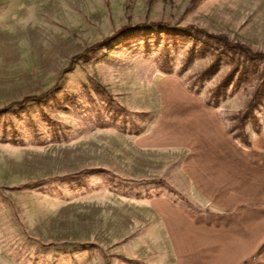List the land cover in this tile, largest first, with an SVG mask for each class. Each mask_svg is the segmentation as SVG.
Wrapping results in <instances>:
<instances>
[{
    "label": "rangeland",
    "instance_id": "374dc122",
    "mask_svg": "<svg viewBox=\"0 0 264 264\" xmlns=\"http://www.w3.org/2000/svg\"><path fill=\"white\" fill-rule=\"evenodd\" d=\"M148 21L164 24L82 57ZM208 33L264 53V0H0V264H171L153 201L192 204L185 151L144 137L158 142L166 104L193 94L243 143L264 81V57ZM237 62L245 76L225 82ZM255 114L248 147L264 98Z\"/></svg>",
    "mask_w": 264,
    "mask_h": 264
},
{
    "label": "crops",
    "instance_id": "0c3cea01",
    "mask_svg": "<svg viewBox=\"0 0 264 264\" xmlns=\"http://www.w3.org/2000/svg\"><path fill=\"white\" fill-rule=\"evenodd\" d=\"M177 99L156 122L158 142L144 137L185 151L181 173L192 204L153 201L171 264H264V131L248 147L216 108L193 94Z\"/></svg>",
    "mask_w": 264,
    "mask_h": 264
},
{
    "label": "trees",
    "instance_id": "16d2710c",
    "mask_svg": "<svg viewBox=\"0 0 264 264\" xmlns=\"http://www.w3.org/2000/svg\"><path fill=\"white\" fill-rule=\"evenodd\" d=\"M164 22L163 21H148V22H139L136 23L134 25L132 24H125L123 25L121 28H119L117 31L114 32V34L111 37H107L101 41L95 42V44L89 46L88 48H86V51L84 52V54L82 55V57H88L90 53H95L97 52L103 45L106 44L107 41L110 40V38H114L119 34H132L137 28H141L142 30H146V29H150V28H158L159 26L163 25ZM175 29H179V30H189V29H194L195 31H200L201 29L194 25V24H190L184 27H176ZM209 36L212 37H220L223 39L225 47L227 50H238L239 52L243 53V55H246L247 57L251 58V59H255V58H259V57H264V53L263 52H252L251 49L242 44V42L240 41H230L228 39L227 36L225 35H216V34H209ZM127 38V37H126ZM129 39V37H128ZM127 39V40H128ZM210 69H207V71H209ZM247 71V66L245 64L241 65L240 62L235 63V65L232 67V69L230 70V72L227 73V76L225 77V82L228 81V79L233 78L236 74H237V79L236 82L239 84L243 77L245 76V73ZM56 88V87H54ZM47 95V93H42L40 95H33V96H28L25 97L23 100H21L20 102H17L18 105H22L23 103H25L26 101H30V100H40L43 97H45ZM264 98V81H262V83L256 87V90L250 100V102L248 103L247 109L245 110L242 118H241V126H242V134L241 135V140L242 142L246 145V146H250L251 142H250V138L247 134V132H245V126H246V119L251 116L253 118V122H254V126H256L257 128L260 127V123H259V118L258 116H256L255 114V109H257L259 107V104L262 102Z\"/></svg>",
    "mask_w": 264,
    "mask_h": 264
}]
</instances>
